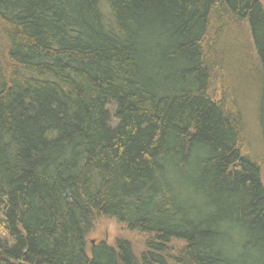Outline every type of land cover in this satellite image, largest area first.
<instances>
[{
    "label": "trees",
    "instance_id": "1",
    "mask_svg": "<svg viewBox=\"0 0 264 264\" xmlns=\"http://www.w3.org/2000/svg\"><path fill=\"white\" fill-rule=\"evenodd\" d=\"M233 55L264 144L260 0H0V264H264Z\"/></svg>",
    "mask_w": 264,
    "mask_h": 264
},
{
    "label": "rangeland",
    "instance_id": "2",
    "mask_svg": "<svg viewBox=\"0 0 264 264\" xmlns=\"http://www.w3.org/2000/svg\"><path fill=\"white\" fill-rule=\"evenodd\" d=\"M264 5V0H260ZM246 30H241V41L246 43ZM244 44V42H243ZM240 49V48H239ZM238 52L236 48V53ZM238 57H230L227 62V76H222L220 74L214 75L212 83V94L217 98L224 97V92H230L234 90L237 96L231 98L226 96L225 102L229 110L233 111L239 109L243 118L246 122V131H245V149L243 150L247 154L254 155L259 161H264V144L261 138L259 124L257 121L256 115V98L260 102V93L256 95V90L254 87L249 86L248 84H239L237 80V68L235 65H238ZM225 67V68H226ZM227 90V91H226ZM238 90V93L237 91ZM236 107V108H235ZM116 238H127L131 241L135 251L141 253L144 250L145 236H142L137 233H131L126 231L122 226H119L109 220L101 219L97 224L90 235V242H96L98 240L104 239L108 243L113 244ZM182 248L181 242H174L170 248V253L176 254Z\"/></svg>",
    "mask_w": 264,
    "mask_h": 264
},
{
    "label": "water",
    "instance_id": "3",
    "mask_svg": "<svg viewBox=\"0 0 264 264\" xmlns=\"http://www.w3.org/2000/svg\"><path fill=\"white\" fill-rule=\"evenodd\" d=\"M21 264H24V263H21Z\"/></svg>",
    "mask_w": 264,
    "mask_h": 264
}]
</instances>
